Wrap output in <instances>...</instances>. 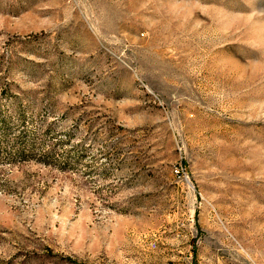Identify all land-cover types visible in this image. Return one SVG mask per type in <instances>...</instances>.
I'll list each match as a JSON object with an SVG mask.
<instances>
[{
    "label": "rangeland",
    "instance_id": "obj_1",
    "mask_svg": "<svg viewBox=\"0 0 264 264\" xmlns=\"http://www.w3.org/2000/svg\"><path fill=\"white\" fill-rule=\"evenodd\" d=\"M0 264H264V0H0Z\"/></svg>",
    "mask_w": 264,
    "mask_h": 264
},
{
    "label": "built area",
    "instance_id": "obj_2",
    "mask_svg": "<svg viewBox=\"0 0 264 264\" xmlns=\"http://www.w3.org/2000/svg\"><path fill=\"white\" fill-rule=\"evenodd\" d=\"M177 172H179V170L177 169Z\"/></svg>",
    "mask_w": 264,
    "mask_h": 264
},
{
    "label": "trees",
    "instance_id": "obj_3",
    "mask_svg": "<svg viewBox=\"0 0 264 264\" xmlns=\"http://www.w3.org/2000/svg\"><path fill=\"white\" fill-rule=\"evenodd\" d=\"M45 161V160H44Z\"/></svg>",
    "mask_w": 264,
    "mask_h": 264
}]
</instances>
